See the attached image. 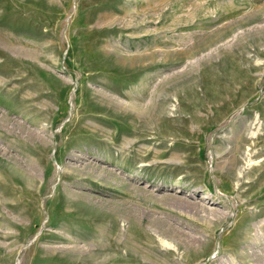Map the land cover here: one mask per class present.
Here are the masks:
<instances>
[{
    "label": "rangeland",
    "instance_id": "1",
    "mask_svg": "<svg viewBox=\"0 0 264 264\" xmlns=\"http://www.w3.org/2000/svg\"><path fill=\"white\" fill-rule=\"evenodd\" d=\"M0 264H264V0H0Z\"/></svg>",
    "mask_w": 264,
    "mask_h": 264
},
{
    "label": "bare ground",
    "instance_id": "2",
    "mask_svg": "<svg viewBox=\"0 0 264 264\" xmlns=\"http://www.w3.org/2000/svg\"><path fill=\"white\" fill-rule=\"evenodd\" d=\"M132 104H133V105H132ZM132 104H131V106H136L137 108L139 107V106H138L139 104H137V103H136V104L132 103ZM134 108H135V107H134ZM135 109H136V108H135ZM251 134H254V131H251ZM259 263H260V262H259Z\"/></svg>",
    "mask_w": 264,
    "mask_h": 264
}]
</instances>
